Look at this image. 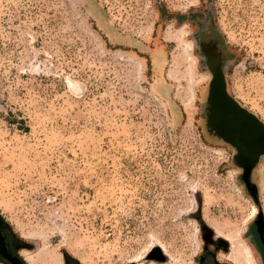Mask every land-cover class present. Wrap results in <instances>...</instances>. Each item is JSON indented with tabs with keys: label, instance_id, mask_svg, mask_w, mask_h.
<instances>
[{
	"label": "rangeland",
	"instance_id": "1",
	"mask_svg": "<svg viewBox=\"0 0 264 264\" xmlns=\"http://www.w3.org/2000/svg\"><path fill=\"white\" fill-rule=\"evenodd\" d=\"M209 31L264 121V0H0V216L20 252L196 264L237 235L257 255L261 164L254 198L203 127Z\"/></svg>",
	"mask_w": 264,
	"mask_h": 264
},
{
	"label": "flooded vegetation",
	"instance_id": "2",
	"mask_svg": "<svg viewBox=\"0 0 264 264\" xmlns=\"http://www.w3.org/2000/svg\"><path fill=\"white\" fill-rule=\"evenodd\" d=\"M198 48L203 54L207 72V83L201 100L204 130L231 149L233 162L240 168L244 187L256 198L257 189L252 174L255 167L264 160V121L227 89L223 76V51L212 31L200 37ZM260 217L254 220L251 234L256 245V256L264 261V224ZM222 257L228 261L221 260L217 252L205 249L196 264H233L227 254H222ZM0 261L6 264H28L1 216ZM66 264L75 263L68 261Z\"/></svg>",
	"mask_w": 264,
	"mask_h": 264
},
{
	"label": "bare ground",
	"instance_id": "3",
	"mask_svg": "<svg viewBox=\"0 0 264 264\" xmlns=\"http://www.w3.org/2000/svg\"><path fill=\"white\" fill-rule=\"evenodd\" d=\"M261 172H262L261 193L263 197L262 200H263V206H264V177H263L264 160L262 161V164H261ZM252 210H253V214L255 215L257 213V209L255 205L254 206L252 205ZM228 239L230 242V251L227 254V258L230 261H232L233 264H257L256 262L257 256H255V252H254L255 250L250 246V244H248L249 243L247 242L248 240L246 241L244 238H242V236L239 237L237 235L228 236ZM157 245H160V244L157 243ZM20 254L24 257L25 261L28 264H63L61 256H57L56 254L52 252L41 251L39 254L36 253V256L28 252H20ZM143 257L141 256V258H137L133 261L139 262Z\"/></svg>",
	"mask_w": 264,
	"mask_h": 264
},
{
	"label": "trees",
	"instance_id": "4",
	"mask_svg": "<svg viewBox=\"0 0 264 264\" xmlns=\"http://www.w3.org/2000/svg\"><path fill=\"white\" fill-rule=\"evenodd\" d=\"M74 262H77V261H74Z\"/></svg>",
	"mask_w": 264,
	"mask_h": 264
},
{
	"label": "water",
	"instance_id": "5",
	"mask_svg": "<svg viewBox=\"0 0 264 264\" xmlns=\"http://www.w3.org/2000/svg\"><path fill=\"white\" fill-rule=\"evenodd\" d=\"M16 264V263H15ZM76 264V263H75Z\"/></svg>",
	"mask_w": 264,
	"mask_h": 264
}]
</instances>
